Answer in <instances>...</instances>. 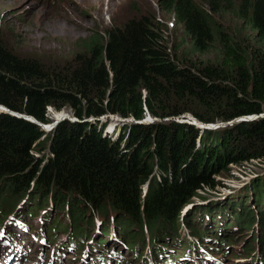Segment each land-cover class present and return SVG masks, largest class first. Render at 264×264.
Segmentation results:
<instances>
[{
	"label": "trees",
	"instance_id": "16d2710c",
	"mask_svg": "<svg viewBox=\"0 0 264 264\" xmlns=\"http://www.w3.org/2000/svg\"><path fill=\"white\" fill-rule=\"evenodd\" d=\"M237 1L163 3L184 27L192 52L204 55L217 45L219 61L181 59L140 18L113 27L106 42L51 68L15 53L0 22V104L45 125L54 122L50 109H69L77 118L45 131L0 111V223L9 213L29 220L44 209L54 229L69 232L77 243L104 240L113 228L137 256L147 247L156 255L159 245L178 242L181 224L195 233L230 232L235 225L250 230L246 248L236 255L260 247L264 256V211L259 245L251 237V208L264 201V176L225 202L195 204L183 215L202 193L226 187L221 176L229 175L230 166L264 164V117L215 130L176 120L191 114L212 124L264 116V0ZM232 9L258 46L222 31L211 15ZM115 114L135 122L116 137L99 120ZM148 117L154 121L144 123ZM243 210L250 213L242 217ZM95 214L102 219L97 234Z\"/></svg>",
	"mask_w": 264,
	"mask_h": 264
},
{
	"label": "rangeland",
	"instance_id": "374dc122",
	"mask_svg": "<svg viewBox=\"0 0 264 264\" xmlns=\"http://www.w3.org/2000/svg\"><path fill=\"white\" fill-rule=\"evenodd\" d=\"M164 2L165 0H0V22L4 41L9 44V47L15 53L38 58L51 68L67 65L75 60L77 55L89 49L88 47H91L96 41L99 43L106 42L107 31L113 27L122 26L132 19L140 18L148 19L150 24H153L155 26L154 28L162 35L168 48L172 52H176L181 59L194 62L219 61L221 55H219L217 45L213 50L204 55H198L192 52L191 39L185 35L184 27L181 24H176L177 20L174 18L173 10L163 9ZM234 8H237V6H234ZM205 9L207 12H211L207 5ZM235 11L232 9L226 13H212L211 15L214 21L220 24L222 31L228 32L230 36H238L243 39L249 38L253 46H258L255 40V33L236 16ZM41 24L48 27L49 30L45 31L43 28H40ZM61 26L70 27L73 30V34L60 32ZM53 31H56V33L53 34ZM49 112L53 120L67 115L72 118V120L68 119L70 121L77 119L72 116L69 109L57 112L50 109ZM193 116L190 114L183 119ZM109 117L112 119L115 117L123 118L116 114L109 115ZM151 121L154 120H148L146 123H150ZM112 122L115 121L109 119L106 126L108 127ZM257 168L259 167L256 165V162H253V164L244 163V165H232L229 168L231 170L229 175L221 176L222 183L226 186L232 180L238 179L242 175H251L252 170ZM232 175L237 177H233ZM225 192H228V190H225ZM245 194H248L249 198L251 197L248 189L245 191ZM220 196L217 195L214 198H210L211 200L209 201L213 203L215 201L222 202L219 199ZM229 198L230 196L227 197V200ZM247 205H250V200L247 202ZM244 216L245 214H242V217ZM253 217L255 216L253 215ZM9 221L11 222L12 219H9ZM255 221L258 220L255 218ZM30 223L37 225L36 231L38 233L41 232L42 225L46 224L40 218L34 219ZM255 227L260 228V225L255 224ZM180 229L183 230L184 228L181 226ZM30 231H32V228ZM247 231L250 230L239 232L238 235L231 237L236 243L229 246L230 249L228 250L226 258L221 254L225 259V264H234L237 261L234 253H240L242 245L244 244L243 241L248 238H246L248 236ZM27 236L34 248L37 249L38 246L33 244L31 236ZM68 237L65 233L58 242L63 243ZM110 237L108 236L109 240H111ZM115 237L116 234L113 238ZM87 243H91V241ZM121 247L125 250L124 246ZM125 251L127 254L129 253L130 257L131 254H134L132 248L130 251ZM67 256L69 257V263H73V254L68 253ZM135 262L133 259L131 264H136ZM69 263L65 261L63 264ZM242 263L248 264V261L244 260Z\"/></svg>",
	"mask_w": 264,
	"mask_h": 264
},
{
	"label": "clouds",
	"instance_id": "9594fccd",
	"mask_svg": "<svg viewBox=\"0 0 264 264\" xmlns=\"http://www.w3.org/2000/svg\"><path fill=\"white\" fill-rule=\"evenodd\" d=\"M174 18H175V16H174ZM176 20H177V18H176ZM173 24H175L174 22H172ZM184 117H187V116H184ZM194 117V116H193ZM252 117H254V116H250V118H252ZM195 118V117H194ZM259 117L257 116V118L256 119H258ZM112 120L113 121V119L111 118V117H109V115H104V116H102V117H100L99 118V120L100 121H103V122H105V123H107L108 122V120ZM121 119H124V118H121ZM147 119V118H146ZM146 119L143 121L144 123H146ZM197 119V118H196ZM176 120L177 121H180V120H183L182 119V117H177L176 118ZM198 120V119H197ZM248 120H250V119H248ZM55 121V120H54ZM75 121V120H74ZM199 121V120H198ZM244 121H247V120H244ZM244 121H238V122H232V123H212V124H194V123H192L193 125H196V126H198L199 128H201V129H207V130H215V129H219V128H223V127H227V126H231L232 124H234V123H239V122H244ZM73 122V121H72ZM152 122V121H151ZM185 121H181L180 123H184ZM199 122H201V121H199ZM115 123H118L116 126H115ZM111 124H114V127L113 128H116L117 126H121V130L120 131H122V129L124 128V124H121V123H119V122H117V121H115V122H113V123H111ZM191 124V125H192ZM220 124H223L222 126L223 127H221L220 126ZM200 125H205V126H207V128H204V127H201ZM54 128V127H53ZM52 128V129H53ZM109 136H112V135H109ZM259 168H257V169H254V170H252L253 172H252V174L251 175H242V176H240L238 179H245V180H252V179H255V178H259V177H261V176H264V164L263 165H261V166H258ZM156 176H158V174L156 175ZM233 176V175H232ZM235 176V175H234ZM233 176V177H234ZM235 177H237V176H235ZM237 179V178H236ZM235 180V179H234ZM233 181V180H232ZM231 183H228L227 185H226V187H224V188H229V185H230ZM202 195H204L203 193H202Z\"/></svg>",
	"mask_w": 264,
	"mask_h": 264
},
{
	"label": "water",
	"instance_id": "95a60500",
	"mask_svg": "<svg viewBox=\"0 0 264 264\" xmlns=\"http://www.w3.org/2000/svg\"><path fill=\"white\" fill-rule=\"evenodd\" d=\"M0 111H2V112H6V113H8V114H10V115H14V116H21V117H23V118H26L27 120H29V121H32L33 123H35L36 125H38V126H40L42 129H44V130H49V128H53V127H55L56 125H57V123L59 122V121H61V120H64V117H60V118H58V119H56L52 124H49V125H45V124H42V123H40L39 121L37 122V120L36 119H34L33 117H30V116H26V115H22V114H17V113H14V112H12V111H10L8 108H6L5 106H3V105H1L0 104ZM67 115V114H66ZM66 117H68L67 119H71L72 120V118H70V116L69 115H67ZM264 116H261V117H259V118H263ZM183 118H185V117H182V119ZM257 118V116H254V117H252V118H250V117H241V118H238V119H235V120H233V121H231L230 123H232V122H238V121H244V120H248V119H256ZM181 121H185V123H189V124H192V123H194V124H198L196 121H198L196 118H194V117H189V118H186V119H183V120H180L179 122H181ZM74 122V121H73ZM202 124H204V123H202ZM223 124H220V126H222ZM201 127H204V128H207V126H205V125H200ZM228 188H217L216 190L214 189V190H211V191H208V193L207 192H205V193H203L204 195H214L215 193H218L219 191H222V190H227Z\"/></svg>",
	"mask_w": 264,
	"mask_h": 264
},
{
	"label": "bare ground",
	"instance_id": "6f19581e",
	"mask_svg": "<svg viewBox=\"0 0 264 264\" xmlns=\"http://www.w3.org/2000/svg\"><path fill=\"white\" fill-rule=\"evenodd\" d=\"M64 23H67V22H64ZM62 25V24H61ZM40 28H43L45 31L46 30H49V28L48 27H45L43 24H41V26H40ZM39 29V28H38ZM60 32H62V33H64V34H73V30L70 28V27H67V26H61V30H59ZM54 33L53 34H55L56 33V31H53ZM34 43H35V41H34ZM40 44V43H39ZM64 117V116H63ZM68 117H64V119H67ZM148 120H151V118L150 117H148L147 119H146V121H148ZM76 121V120H75ZM113 121H117V122H119V123H121V124H124V125H129V124H131V123H135L134 121H133V119H128V118H124V119H121V118H114L113 119ZM198 124H202L201 122H199V121H196ZM113 123V122H112ZM114 127V124H111L110 125V129H112ZM251 182V181H250ZM16 210H20V207L18 206L17 207V209ZM15 213L16 214H18V215H20V213H17L16 211H15ZM241 259V258H240Z\"/></svg>",
	"mask_w": 264,
	"mask_h": 264
},
{
	"label": "built area",
	"instance_id": "2783aa9c",
	"mask_svg": "<svg viewBox=\"0 0 264 264\" xmlns=\"http://www.w3.org/2000/svg\"><path fill=\"white\" fill-rule=\"evenodd\" d=\"M118 123H115V126L117 125Z\"/></svg>",
	"mask_w": 264,
	"mask_h": 264
}]
</instances>
